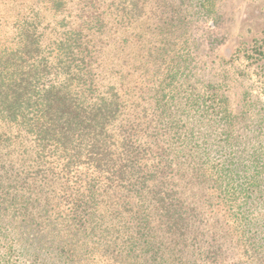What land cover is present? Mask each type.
<instances>
[{
    "label": "trees",
    "instance_id": "1",
    "mask_svg": "<svg viewBox=\"0 0 264 264\" xmlns=\"http://www.w3.org/2000/svg\"><path fill=\"white\" fill-rule=\"evenodd\" d=\"M68 5L0 0V264H79L71 242L106 231L125 264H264V143L250 148L264 138L258 102L236 109L223 88L201 99L226 156L217 172L165 150L155 161L125 122L123 88L95 78L91 42L59 20ZM46 14L57 17L54 38ZM212 145L197 146L205 159ZM11 215L48 243L22 240L17 227L10 240L1 226Z\"/></svg>",
    "mask_w": 264,
    "mask_h": 264
},
{
    "label": "rangeland",
    "instance_id": "2",
    "mask_svg": "<svg viewBox=\"0 0 264 264\" xmlns=\"http://www.w3.org/2000/svg\"><path fill=\"white\" fill-rule=\"evenodd\" d=\"M68 1V12L59 20L91 42L88 61L95 78L123 88L125 122L129 129H138L140 137L145 134L141 140L151 142L155 161L165 150L172 153L166 156L169 161L200 162L217 172L221 156L226 158L217 151L220 131L203 116L199 103L209 92L223 88L236 109L245 100H256L257 110L264 114V0ZM44 18L46 38H54L57 17ZM259 119L254 113L247 121L251 138L258 134L254 131ZM262 138L253 139L250 148L264 143ZM206 140L216 151L205 159L197 146ZM258 212L264 214V207ZM13 217L1 226L10 240L17 239ZM17 228L22 240L48 243L37 233ZM101 234L97 243L84 237L71 242L75 262L125 264L118 239L109 231ZM23 246L19 243L17 248ZM231 251L227 248L225 256ZM27 260L21 256L20 262L29 264Z\"/></svg>",
    "mask_w": 264,
    "mask_h": 264
}]
</instances>
